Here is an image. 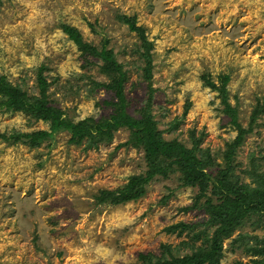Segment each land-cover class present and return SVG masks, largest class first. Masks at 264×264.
Returning a JSON list of instances; mask_svg holds the SVG:
<instances>
[{"label":"rangeland","instance_id":"obj_1","mask_svg":"<svg viewBox=\"0 0 264 264\" xmlns=\"http://www.w3.org/2000/svg\"><path fill=\"white\" fill-rule=\"evenodd\" d=\"M121 15L135 16L153 43L152 115L162 138L194 147L215 177L236 131L202 76L216 84L219 75L229 76V103L248 127L254 109L264 106V0H0V77L36 98L42 67L49 105L65 118H107L112 110L104 102L114 94L98 84L109 79L101 61L62 32L68 25L88 44L106 41L128 73L127 112L139 118L147 83L140 77L138 38ZM47 129L23 113L0 112V134ZM69 138L61 132L36 148L0 139V264H134L140 254L169 260L208 246L210 188L199 197L198 187L183 186L172 168L137 201L97 204L100 191L121 188L145 171L143 151L119 147L130 138L124 128L94 146L89 139L69 144ZM230 180L250 188L264 184L263 109L237 149ZM178 223L189 229L165 231ZM263 240L264 216H250L223 241L220 263L259 259L246 251Z\"/></svg>","mask_w":264,"mask_h":264},{"label":"trees","instance_id":"obj_2","mask_svg":"<svg viewBox=\"0 0 264 264\" xmlns=\"http://www.w3.org/2000/svg\"><path fill=\"white\" fill-rule=\"evenodd\" d=\"M117 19L127 25L139 41L135 52L142 64L140 65V77L147 83V98L139 111V118L127 112L128 100L125 94V84L128 80V73L117 61L113 51L106 47V41L102 42L101 47H96L84 42L80 32L75 28L62 25V32L79 51L101 61L100 71L108 77L109 82L98 84V87H103L114 94L113 99L104 102L107 107L111 108L112 113L107 118L98 121L88 118L75 123L65 118L61 110L49 105V83L43 75L44 68L42 67L36 74L38 87L36 98H30L26 92L10 85L6 78L1 76L0 112L23 113L35 121L46 123L48 129L29 133H1L0 139L11 145L23 144L29 148H36L52 140L56 134L67 132L70 135L69 144L77 145L89 139L91 145L94 146L101 140L110 141L114 132L123 128L127 129L130 132V138L119 147L130 146L141 149L146 169L141 174L131 176L121 188L100 191L95 198L96 203L116 206L137 201L145 195L146 187L152 181L157 177L167 176L172 168H176L182 174L183 186L198 187L199 197L205 195L210 188L212 197L205 201V211L208 216L206 224L214 229L205 249L191 255L171 257L169 260H161L150 254H140L138 258L140 262L134 264H221L223 241L228 239L236 229L242 227L244 221L250 216H264V184L250 188L248 185H241L230 180L232 162L237 149L243 143L245 136L251 133L252 125L262 113V109L264 111V106L254 109L249 126L243 128L238 122L237 110L229 103L227 91L229 76L219 75L217 84L208 75L202 76L204 86L216 92L223 106L222 112L229 118L230 125L236 131L234 140L226 145L223 155L224 166L218 170L215 177L211 178L206 172L210 163L199 158L194 147L187 148L177 140L166 141L162 138V133L157 129L152 115L154 90L150 85V80L154 67L153 43L148 40L145 29L137 25L135 16L121 15ZM189 105L186 104L183 115L187 113ZM184 211H187V208ZM186 229H189L188 225L178 223L166 228L165 231L172 234L177 230L181 233ZM246 252L259 259H252L249 263L236 262L235 264H264V240L259 248Z\"/></svg>","mask_w":264,"mask_h":264}]
</instances>
